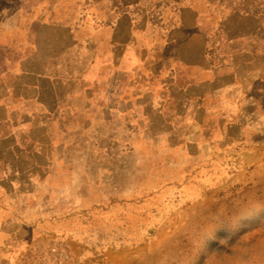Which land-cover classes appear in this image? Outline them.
<instances>
[{
	"label": "rangeland",
	"instance_id": "1",
	"mask_svg": "<svg viewBox=\"0 0 264 264\" xmlns=\"http://www.w3.org/2000/svg\"><path fill=\"white\" fill-rule=\"evenodd\" d=\"M30 1L0 0V73L6 59L14 71L11 61L31 52L20 42L35 47L36 32L20 31L4 12L21 4L30 11ZM210 1L250 12L264 25V0ZM30 20L25 15L23 23ZM209 35L210 64L237 68L240 56L226 57L217 35ZM254 40L250 51L264 44ZM94 71L91 94L76 90L71 111L49 122L53 153L21 183V196L33 204L29 216L40 214L55 230L28 264H264V152L242 166L241 147L226 144L195 169L199 162L187 159L190 142L219 136L217 127L198 129L186 119L183 99L159 93L164 82L143 71L125 75L117 89L109 79L101 82L99 66Z\"/></svg>",
	"mask_w": 264,
	"mask_h": 264
},
{
	"label": "crops",
	"instance_id": "2",
	"mask_svg": "<svg viewBox=\"0 0 264 264\" xmlns=\"http://www.w3.org/2000/svg\"><path fill=\"white\" fill-rule=\"evenodd\" d=\"M30 2V11L24 4L4 11L13 26L35 31L37 37L34 49L20 42L21 50L30 48L32 53L22 56L20 51L19 59L10 63L14 71L6 59L0 73V264H28L29 255L54 238V228L40 214L29 216L33 204L21 196V183L29 172H40V162L53 153L46 133L49 122L71 111L76 90L91 94L96 66L101 82L109 79L116 89L123 87L125 75L143 71L164 82V88H156L159 93L183 99L186 119L198 129H219V136H197L189 143L187 159L199 162L195 169L226 144L241 147L242 166L261 157L264 67L258 66H264V44L250 51L258 44L254 39L264 42L258 17L227 5L220 9L219 2L210 0ZM25 15L34 21L23 23ZM214 33L226 57L240 56L237 68L215 69L210 64L209 34ZM246 45L244 58L238 55L242 52L230 51ZM210 112H221L222 118L211 119ZM248 114L257 122L251 124ZM201 143L210 148L207 157ZM66 240L74 250V242Z\"/></svg>",
	"mask_w": 264,
	"mask_h": 264
},
{
	"label": "trees",
	"instance_id": "3",
	"mask_svg": "<svg viewBox=\"0 0 264 264\" xmlns=\"http://www.w3.org/2000/svg\"><path fill=\"white\" fill-rule=\"evenodd\" d=\"M241 11V10H240ZM243 12H246V11H243ZM248 13H250V12H248Z\"/></svg>",
	"mask_w": 264,
	"mask_h": 264
}]
</instances>
